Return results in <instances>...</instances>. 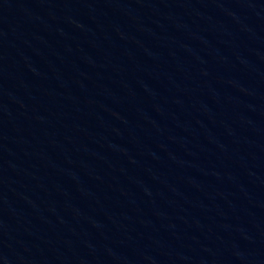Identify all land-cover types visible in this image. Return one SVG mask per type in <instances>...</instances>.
<instances>
[{"label": "water", "instance_id": "95a60500", "mask_svg": "<svg viewBox=\"0 0 264 264\" xmlns=\"http://www.w3.org/2000/svg\"><path fill=\"white\" fill-rule=\"evenodd\" d=\"M264 100V0H0V264H121Z\"/></svg>", "mask_w": 264, "mask_h": 264}]
</instances>
